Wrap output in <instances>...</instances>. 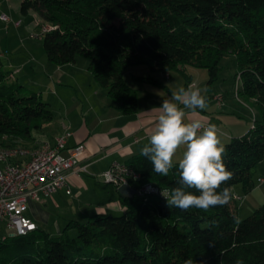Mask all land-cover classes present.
<instances>
[{"label":"trees","instance_id":"trees-1","mask_svg":"<svg viewBox=\"0 0 264 264\" xmlns=\"http://www.w3.org/2000/svg\"><path fill=\"white\" fill-rule=\"evenodd\" d=\"M19 8L22 14L34 11L40 27L54 26L41 33L49 61L61 65L84 57L124 114L137 109V91L123 79L128 67L178 70L186 79L185 65L204 68L209 93L220 60L234 55V80L241 78L235 95L259 116L244 134L222 142L233 178L220 190H253L255 168L264 160V0H20ZM138 78L165 87L151 75ZM52 117L49 102L6 70L0 56V144L35 145ZM125 164L139 174L130 181L135 189L145 183L165 191L180 186L175 159L166 177L153 172L141 151ZM119 200L123 212L84 214L59 235L35 227L0 238V264H184L189 258L196 264H264V205L240 219L235 198L207 211L169 209L156 194Z\"/></svg>","mask_w":264,"mask_h":264},{"label":"crops","instance_id":"crops-1","mask_svg":"<svg viewBox=\"0 0 264 264\" xmlns=\"http://www.w3.org/2000/svg\"><path fill=\"white\" fill-rule=\"evenodd\" d=\"M6 54L0 49L1 58ZM127 69L123 71V79L137 91V109L131 114H124L118 109L119 104L110 97L107 88L98 84L90 70H86L84 79L76 83L79 88L76 85L71 88L69 100H63L62 108L58 113L52 110L49 102L53 117L44 124L43 133L38 142L52 143L56 137L67 131L69 134L65 142L66 149L62 153L68 155L69 148L81 143L85 147L84 163L87 165V173L79 176L69 175L70 194H67L64 189H59L40 201L27 202L26 214L33 220L36 227L47 230L51 235H59L69 220L80 219L84 214H111L124 211L116 187L105 181L103 186L98 185V183L101 184L100 180H103L101 173L113 162L125 163L129 157L141 151V148L149 143L148 137L157 118V114L152 109L159 107L164 99H169L173 92L172 87L164 81L171 78L169 72L161 74L163 82L154 75L155 72L143 75L131 73L127 81L124 75ZM149 75L158 79L165 87L150 84L138 78ZM65 84L68 85V83ZM189 84L190 82H187L185 88ZM201 88L206 86L203 85ZM213 94L205 95L207 98H213ZM241 103L244 104V102ZM205 110L197 109L195 112L186 110V120L199 119L215 124L219 130L221 142L248 131L247 123H244L245 125L242 123L241 116H232L225 122L224 119L217 117L218 114ZM46 126H54L57 130L48 134ZM183 150V147L178 150L175 160L179 161ZM260 176H264V168L258 174L257 181ZM260 185L264 187V182ZM8 233L10 232L3 224L0 236Z\"/></svg>","mask_w":264,"mask_h":264},{"label":"rangeland","instance_id":"rangeland-1","mask_svg":"<svg viewBox=\"0 0 264 264\" xmlns=\"http://www.w3.org/2000/svg\"><path fill=\"white\" fill-rule=\"evenodd\" d=\"M19 5L20 0H0V16L4 14L8 18V21L0 18V49L7 53L2 57L4 68L17 77L28 90L40 93L42 100L50 102L52 110L58 113L62 108L63 100H69L71 88L75 85L79 88L76 83L82 81L84 72L89 70L88 61L81 55H77L74 62L61 65L49 61L43 48L42 30L38 25L36 13L31 10L27 14H22ZM17 21L19 25L16 26L14 23ZM184 69L187 79L180 71L173 70L169 72L171 78L164 80L172 87L173 92L186 86L187 82L200 84V87L206 86L208 81L206 69L190 65H185ZM148 72L152 73L148 66L140 64L129 67L124 75L128 81L131 73L143 75ZM235 73V57L232 54H227L219 62L218 76L210 84L209 93L208 90L205 93L206 95L214 93L213 98H207L205 111L218 114L217 117L224 119L225 122L229 121L232 116H241L242 123H247L248 130L253 124L254 118L259 115L256 109H251L236 97V88L240 86L238 82L241 78L236 76L234 80ZM154 75L163 82L161 73L155 72ZM217 96H221V101ZM45 128L48 134L57 130L54 126ZM227 130L230 131L228 128ZM263 168L264 161L255 168L253 176L255 186L248 194H244L239 185L233 187L234 194L238 196L236 214L240 219L249 216L254 209L264 205V187L257 181L258 174ZM100 182L101 184L98 183V185L103 186L104 179ZM75 234V231L70 232L72 236Z\"/></svg>","mask_w":264,"mask_h":264},{"label":"clouds","instance_id":"clouds-1","mask_svg":"<svg viewBox=\"0 0 264 264\" xmlns=\"http://www.w3.org/2000/svg\"><path fill=\"white\" fill-rule=\"evenodd\" d=\"M206 92V88L192 83L172 92L169 99L152 109L157 118L141 155L150 160L153 172L168 176L174 167L175 155L181 147L184 149L178 161L180 186L160 192L169 209L207 211L227 205L234 198L230 187L220 190L222 184L233 178V173L224 163L226 148L217 126L199 119L186 120V110L195 112L207 108ZM188 189H195V193ZM234 221L240 222L239 218ZM184 264H196V261L189 258Z\"/></svg>","mask_w":264,"mask_h":264},{"label":"built area","instance_id":"built-area-1","mask_svg":"<svg viewBox=\"0 0 264 264\" xmlns=\"http://www.w3.org/2000/svg\"><path fill=\"white\" fill-rule=\"evenodd\" d=\"M0 18L8 21L4 14ZM14 24L17 26L19 22ZM42 26V32L54 27ZM217 98L221 101V96ZM68 134L65 131L52 143L41 141L33 146L0 144V230L4 224L10 232L7 235H22L35 229L36 224L26 214L29 200L40 201L59 189H64L70 194L69 175L79 176L87 173L83 144L69 148L68 155L62 153L66 149ZM101 176L106 183L116 188L122 184L130 185L131 180L139 178V174L131 167L119 162H113ZM259 182H264V177L259 178ZM137 190L141 195H160L161 191H165L152 183H145ZM234 198L237 199L238 196L234 194Z\"/></svg>","mask_w":264,"mask_h":264},{"label":"water","instance_id":"water-1","mask_svg":"<svg viewBox=\"0 0 264 264\" xmlns=\"http://www.w3.org/2000/svg\"><path fill=\"white\" fill-rule=\"evenodd\" d=\"M117 193L120 197L128 198L135 195H138V190L133 188L129 184H122L116 188Z\"/></svg>","mask_w":264,"mask_h":264}]
</instances>
